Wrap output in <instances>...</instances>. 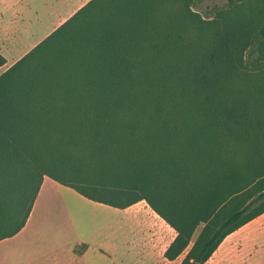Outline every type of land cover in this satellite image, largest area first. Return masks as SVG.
Listing matches in <instances>:
<instances>
[{"label":"trees","instance_id":"trees-1","mask_svg":"<svg viewBox=\"0 0 264 264\" xmlns=\"http://www.w3.org/2000/svg\"><path fill=\"white\" fill-rule=\"evenodd\" d=\"M198 1L89 0L0 74V241L45 177L144 201L180 264L264 214V0Z\"/></svg>","mask_w":264,"mask_h":264},{"label":"crops","instance_id":"crops-1","mask_svg":"<svg viewBox=\"0 0 264 264\" xmlns=\"http://www.w3.org/2000/svg\"><path fill=\"white\" fill-rule=\"evenodd\" d=\"M88 1H73L74 4L69 6L61 16L52 19L50 15L48 21L44 23L36 20L37 26L32 32L27 29L9 30L7 27H1L0 36L3 39L0 41L2 46L0 56L5 59V64L0 67V74ZM38 31H43L42 35H38ZM27 43L28 45L23 47ZM11 45H13V58L8 61L6 54ZM48 179V177L44 178L37 198ZM53 183L58 185L60 191L66 195L62 196V200L69 211H75L77 208L90 211L97 213L108 222L104 231L95 232L97 234L91 233L90 238L86 239L79 230L78 220L72 216L74 214L69 216V222L75 234L74 243L80 248L78 251L71 252L73 260L71 264H180L182 261L184 254L173 261L165 258L164 253L175 238V231L144 201L125 209H118L92 202L68 187L55 181ZM71 192L76 193L77 196H69ZM36 200L23 229L9 239L19 237L25 231ZM253 227H257V232L250 235ZM262 252H264V214L227 236L204 264H264L255 261V255Z\"/></svg>","mask_w":264,"mask_h":264},{"label":"rangeland","instance_id":"rangeland-1","mask_svg":"<svg viewBox=\"0 0 264 264\" xmlns=\"http://www.w3.org/2000/svg\"><path fill=\"white\" fill-rule=\"evenodd\" d=\"M73 1L76 0H0V29L7 27L9 30L17 28L32 32L37 26L36 20L44 23L50 15L52 19L61 16L74 4ZM225 4L226 0H199L194 10L208 16L213 7ZM42 33L38 31V35ZM2 39L0 36V41ZM25 45L28 43L23 47ZM8 48L6 57L11 61L13 45ZM59 188L52 180L46 181L25 231L19 237L0 241V264H71V252L80 250L74 243L75 234L69 222L72 214L78 220L84 238L87 239L91 233L104 231L107 220L97 213L79 208L69 211L62 200V196L66 195ZM69 196L77 194L71 192ZM256 232L257 227H253L250 235ZM255 261L264 263V252L256 254Z\"/></svg>","mask_w":264,"mask_h":264}]
</instances>
